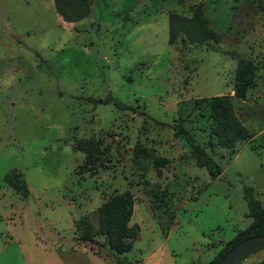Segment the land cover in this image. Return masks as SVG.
I'll list each match as a JSON object with an SVG mask.
<instances>
[{"label": "rangeland", "instance_id": "374dc122", "mask_svg": "<svg viewBox=\"0 0 264 264\" xmlns=\"http://www.w3.org/2000/svg\"><path fill=\"white\" fill-rule=\"evenodd\" d=\"M196 10L216 40L170 44L169 16L189 22ZM240 60L255 67L243 99ZM214 98L231 101L250 139L218 146ZM176 121L221 167L217 179L195 166ZM80 140L96 150L74 151ZM14 171L25 199L5 181ZM245 187L264 203V0H92L76 23L48 0H0V264H210L251 223ZM125 191L139 235L117 254L97 209ZM263 261L260 248L240 264Z\"/></svg>", "mask_w": 264, "mask_h": 264}, {"label": "trees", "instance_id": "16d2710c", "mask_svg": "<svg viewBox=\"0 0 264 264\" xmlns=\"http://www.w3.org/2000/svg\"><path fill=\"white\" fill-rule=\"evenodd\" d=\"M53 5L56 14L60 16L63 22L76 23L88 17L91 12L92 0H53ZM207 26L206 20L199 10L194 12L189 22L186 19L171 14L169 16V43H175L180 34H184L189 41L196 44L204 43L208 40H216L215 33ZM254 75L255 67L250 61L240 60L237 63L234 86L236 98L243 99L245 97L246 91L253 84ZM102 102L105 105L111 104L119 111L130 110L135 113L137 112V109L133 106L127 105L111 96L104 98ZM209 108L213 127L211 134L216 138L218 146L232 148L236 142L250 139V134L246 132L237 117L233 114L229 99L214 98L210 101ZM140 115L144 117L145 121L152 120L156 124H162L153 120L144 112H141ZM173 128L175 136L183 138L191 149L195 166L204 169L211 180L217 179L222 173L221 167L206 151L205 147L196 142L194 136L184 127L181 121H176ZM209 144L211 145L212 143L210 142ZM96 147V142L93 140H80L73 146V149L74 151L83 152L88 157L96 150ZM136 152L140 154L142 150L138 148ZM5 181L22 198L28 197L29 191L20 174L14 171L5 177ZM243 199L247 207L246 217L251 219L250 225L226 244L210 264H217L233 246L242 240L264 234V203L255 198L252 187H245L243 189ZM132 210L133 198L128 191L109 197L97 209L98 233L106 238L111 250L117 254L129 252L133 241L139 235V227L135 224L129 225ZM78 228L80 230L79 240L90 242L93 231L86 217L80 219ZM246 257L236 261L234 264H240ZM258 264H264V261Z\"/></svg>", "mask_w": 264, "mask_h": 264}, {"label": "water", "instance_id": "95a60500", "mask_svg": "<svg viewBox=\"0 0 264 264\" xmlns=\"http://www.w3.org/2000/svg\"><path fill=\"white\" fill-rule=\"evenodd\" d=\"M262 247H264V234L244 239L233 246L217 264H234Z\"/></svg>", "mask_w": 264, "mask_h": 264}, {"label": "crops", "instance_id": "0c3cea01", "mask_svg": "<svg viewBox=\"0 0 264 264\" xmlns=\"http://www.w3.org/2000/svg\"><path fill=\"white\" fill-rule=\"evenodd\" d=\"M30 1V0H29ZM34 3L36 4V5H42V0H34ZM48 4H49V8L51 9V8H53V0H48Z\"/></svg>", "mask_w": 264, "mask_h": 264}]
</instances>
